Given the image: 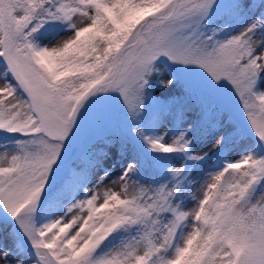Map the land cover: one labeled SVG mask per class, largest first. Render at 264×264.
<instances>
[{"label":"snow or ice","instance_id":"obj_1","mask_svg":"<svg viewBox=\"0 0 264 264\" xmlns=\"http://www.w3.org/2000/svg\"><path fill=\"white\" fill-rule=\"evenodd\" d=\"M46 25L70 35L49 46ZM0 64V264H264V0H0ZM118 107L157 155L100 193L129 148L109 134Z\"/></svg>","mask_w":264,"mask_h":264},{"label":"rangeland","instance_id":"obj_2","mask_svg":"<svg viewBox=\"0 0 264 264\" xmlns=\"http://www.w3.org/2000/svg\"><path fill=\"white\" fill-rule=\"evenodd\" d=\"M74 19H78V18H74ZM68 35L70 34H66L64 31H61L57 27L54 30L47 29L46 38L42 40L41 42L47 43L49 39L55 38V40H53L52 44L49 46H56L57 44L61 43L64 39H67ZM2 73H3V65L0 64V87H2L4 83H6V81H4L2 78ZM261 75L262 77H264V73H262ZM169 78H170L169 71L164 69L163 66H161V75L159 76V79L166 80ZM155 79H157V77L153 78L154 81ZM260 88L264 89V79H262L260 82ZM183 91H184L183 82H174L173 85H170L166 89L162 87L154 86L152 90V95L159 99H163L171 95H179ZM113 102L116 103L115 100ZM232 104H233V108L237 111V113H240V104H239L238 98L233 97ZM192 115L193 114H190V117ZM112 119H113V124L116 123L119 129L114 128L112 125V127L109 128V134L111 136H116V137H119L120 135H122L124 137V140L127 141L129 148H128L127 154L123 157V159L121 158V155L117 151L116 147H113L110 150V156L105 161V167L111 169L112 177L109 180H107L104 183V185H102L98 189L100 193H103L105 189L116 191L118 193L121 192V185L119 182H116V175H118L121 169L125 167L127 163L130 162L134 158V152H135L134 147L136 148V145L142 146L143 149H147L146 146L143 144V142L138 137H136L135 134L131 131L132 126L128 122L126 113L124 112L123 108L118 107L117 111L113 114ZM189 122H191V119L189 120ZM240 123H241V126L243 127L244 120H243L242 115H241ZM127 130L131 131L132 135H128ZM15 135L17 134H9V137L15 136ZM138 140L141 142L140 144H138ZM214 141H215V136L209 138L207 141L197 139L195 150L196 151L206 150L208 147L211 146L212 143H214ZM247 141L249 143H246L244 140L237 141V146L234 149H232L229 153H227L226 155L229 158H232L233 160L239 159V155L241 154V152L246 147H249V144L255 143V137L249 135L247 137ZM8 142H9L8 140H4V141H0V144H7ZM2 151L3 149L0 148V152ZM216 159H217L216 156H210L206 163L202 164L198 169H196L192 173L193 178L198 176V179H199V183L196 184V186L193 187L191 190L192 196L196 198H200L202 196L201 185L207 182H210L208 174L213 173L215 171V169H212V165L216 161ZM175 161L176 162L174 163L177 165L180 163L179 159H176ZM143 182H147V181H143ZM99 202L102 203V200ZM196 203H197V199H191L190 201H186L185 202L186 207L184 210L190 211L196 206ZM0 214H3L5 222L8 224V227L4 229V233H6L11 230V217L6 212H4L2 208H0ZM39 222H43V220ZM4 233H0V239H4ZM5 242L7 241L5 240ZM25 264H29V258L27 256H25Z\"/></svg>","mask_w":264,"mask_h":264},{"label":"trees","instance_id":"obj_3","mask_svg":"<svg viewBox=\"0 0 264 264\" xmlns=\"http://www.w3.org/2000/svg\"><path fill=\"white\" fill-rule=\"evenodd\" d=\"M45 28L48 30H54L56 27L49 28V26L46 25ZM113 127L116 129H119V127H117L116 123L113 124ZM148 130L150 131V129H148ZM4 140H7V139H5L4 137H0V141H4ZM138 144H140V142H138ZM232 149H234V148H226L225 153L226 154L229 153ZM134 150H135L134 157L141 160V161H150V159L154 155H157V154H153L150 149H143V147L139 146V145L138 146L136 145V148ZM160 155H162L163 158L166 159L168 156H170L172 154H160ZM175 160L176 159H174L172 162L174 163ZM138 178L141 179L142 181L149 182V181H153V180L159 181V180L165 179L166 176L163 173V170L157 172L156 170H154L151 167L150 163H142V166L139 169Z\"/></svg>","mask_w":264,"mask_h":264}]
</instances>
